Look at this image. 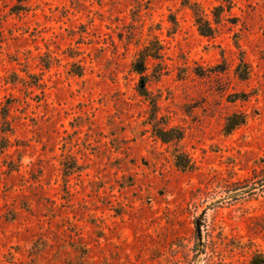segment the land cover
Wrapping results in <instances>:
<instances>
[{
    "label": "rangeland",
    "instance_id": "1",
    "mask_svg": "<svg viewBox=\"0 0 264 264\" xmlns=\"http://www.w3.org/2000/svg\"><path fill=\"white\" fill-rule=\"evenodd\" d=\"M0 31V264H264V0H0Z\"/></svg>",
    "mask_w": 264,
    "mask_h": 264
},
{
    "label": "trees",
    "instance_id": "2",
    "mask_svg": "<svg viewBox=\"0 0 264 264\" xmlns=\"http://www.w3.org/2000/svg\"><path fill=\"white\" fill-rule=\"evenodd\" d=\"M188 6V9L192 12L195 24L197 26V29L199 33L205 37L212 36L215 32V27H213V24L207 19L205 16L203 10L199 6V4L195 2H188L185 3ZM229 8V7H228ZM175 25V21H172ZM217 21H215L216 23ZM2 39V33L0 31V41ZM157 46L151 48L152 46H146L141 51L138 52L136 57L131 63V70L138 76V82L136 85V90L139 93L140 96H142L145 101L148 102L150 107V119L149 124L152 126V132L153 134L163 143L169 144V143H175L178 142L182 135L181 133L175 129H166L165 127L161 126L156 122V115H157V101L154 97H152L149 89H148V75L147 72V61L149 59L153 60H159L162 58L161 52H162V45L159 41H156ZM76 74H81L80 71ZM240 79H245L246 77L241 76ZM33 84V83H32ZM3 123L6 125V128L2 132H9L10 129V123L7 120V117L5 114H3ZM245 123V117L240 114H233L229 118H227V123L225 125V131L227 134L233 132L238 127L242 126ZM8 147V143H5V145L2 147V149H6ZM183 156V155H182ZM181 155H177V161L176 165L179 166L181 170H189L192 167L188 165L187 161L185 163H181V161H178V158L182 157Z\"/></svg>",
    "mask_w": 264,
    "mask_h": 264
},
{
    "label": "water",
    "instance_id": "3",
    "mask_svg": "<svg viewBox=\"0 0 264 264\" xmlns=\"http://www.w3.org/2000/svg\"><path fill=\"white\" fill-rule=\"evenodd\" d=\"M197 233H198V235H200V226H199V223H197Z\"/></svg>",
    "mask_w": 264,
    "mask_h": 264
}]
</instances>
